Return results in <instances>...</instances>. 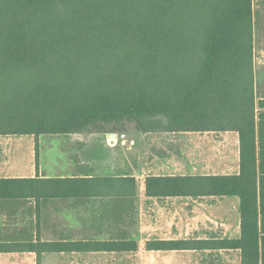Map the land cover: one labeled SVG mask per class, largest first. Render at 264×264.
<instances>
[{"label": "trees", "instance_id": "1", "mask_svg": "<svg viewBox=\"0 0 264 264\" xmlns=\"http://www.w3.org/2000/svg\"><path fill=\"white\" fill-rule=\"evenodd\" d=\"M253 27V0H0V134L100 132L133 121L149 123L141 125L146 132L165 121V131H238L239 174L148 176L145 193L237 196L240 236L146 247L238 248L242 264H264V98L256 96ZM137 193L130 175L0 178L3 199ZM137 247L134 240L27 245L39 260L42 251ZM15 248L0 243V251Z\"/></svg>", "mask_w": 264, "mask_h": 264}, {"label": "crops", "instance_id": "2", "mask_svg": "<svg viewBox=\"0 0 264 264\" xmlns=\"http://www.w3.org/2000/svg\"><path fill=\"white\" fill-rule=\"evenodd\" d=\"M165 132L160 143L155 137L147 136L151 131H140L129 139L136 142L132 144L135 147L122 144L125 149L118 159L121 162L114 164L113 156L107 157L103 174L97 172L94 154L81 157L73 173L56 175H130L137 183L135 199L0 198V243L19 246L0 251V264H38L39 261L40 264H242V251L238 248L151 250L146 247L150 240H221L238 238L241 233L237 196L150 197L145 193L148 176L239 174V132ZM18 136L26 135L0 134V178L54 177L37 168L32 143L21 151L12 142ZM1 137L15 139L9 146H3ZM153 147L160 148L161 154L148 160L146 152ZM130 240L137 242V249L42 251L40 260L38 252L27 248L38 241Z\"/></svg>", "mask_w": 264, "mask_h": 264}, {"label": "rangeland", "instance_id": "3", "mask_svg": "<svg viewBox=\"0 0 264 264\" xmlns=\"http://www.w3.org/2000/svg\"><path fill=\"white\" fill-rule=\"evenodd\" d=\"M253 26L256 96L260 100L264 98V0H253ZM148 124L147 122L139 124L133 121L125 122L124 125H105L100 128V132L26 135L18 136L17 139L15 137H1V144L9 146L11 141L15 139L16 141L12 142L16 143L21 151H25L26 146L32 143L35 158L38 152L39 171L53 176L61 173H73L81 157L89 158L96 154L97 172L103 174L107 168V157L109 159L113 156L114 164L121 162L118 159L122 157V152L125 149L121 147L122 144H125V142L126 145L136 144V142L131 143L129 139L123 141L121 134L129 133L134 134L136 137L142 131V126H148ZM166 125V121L162 122L158 126L163 129H155V131H151L152 134L147 136H153L161 143L162 136L166 135L164 130ZM113 132L117 133L118 142L108 141L109 134ZM113 145L115 147L111 148ZM132 146L135 147V145ZM131 152L135 151L131 149ZM158 154H161L160 148L153 147V149L147 150L146 157L150 160L151 157ZM131 156L134 157L136 154L131 153Z\"/></svg>", "mask_w": 264, "mask_h": 264}, {"label": "water", "instance_id": "4", "mask_svg": "<svg viewBox=\"0 0 264 264\" xmlns=\"http://www.w3.org/2000/svg\"><path fill=\"white\" fill-rule=\"evenodd\" d=\"M110 136L117 137V133H115V132L110 133ZM134 136H135L134 134H129V133L121 134L122 139H132V138H134Z\"/></svg>", "mask_w": 264, "mask_h": 264}, {"label": "built area", "instance_id": "5", "mask_svg": "<svg viewBox=\"0 0 264 264\" xmlns=\"http://www.w3.org/2000/svg\"><path fill=\"white\" fill-rule=\"evenodd\" d=\"M108 141L109 142H115L116 141V138L115 137H112V136H108Z\"/></svg>", "mask_w": 264, "mask_h": 264}, {"label": "bare ground", "instance_id": "6", "mask_svg": "<svg viewBox=\"0 0 264 264\" xmlns=\"http://www.w3.org/2000/svg\"><path fill=\"white\" fill-rule=\"evenodd\" d=\"M116 139H117V137H116Z\"/></svg>", "mask_w": 264, "mask_h": 264}]
</instances>
